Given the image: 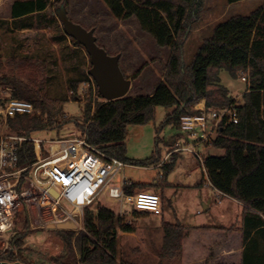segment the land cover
I'll use <instances>...</instances> for the list:
<instances>
[{
	"label": "trees",
	"instance_id": "trees-1",
	"mask_svg": "<svg viewBox=\"0 0 264 264\" xmlns=\"http://www.w3.org/2000/svg\"><path fill=\"white\" fill-rule=\"evenodd\" d=\"M102 1L116 19L135 17L139 28L158 46L169 48L170 56L162 68V81L151 95L105 101L94 111L91 103H85L79 125L81 134L90 146L109 157L125 164L147 166L159 162L160 157L142 162L127 159V128L152 121L157 107L171 110L161 127L171 125L179 132L180 117L198 114L195 105L200 101L205 102L207 109L234 111L237 123L228 122L226 118L221 120L209 144L223 154H204L203 165L212 187L245 206L243 227L240 230L222 226L186 227L163 221V243L157 256L177 258L179 264H264V4L248 15H234L216 23L211 35L203 39L186 64L184 46L192 26L204 13L205 0ZM226 1L233 4L243 0ZM52 3L66 7V0H14L11 18L42 12ZM222 70L235 79L246 75L242 103L238 104L221 84ZM48 80L44 60L0 59V84L11 87L15 97L32 103L35 110L31 115L10 120L9 131L29 136L71 122L63 113L67 96L48 95ZM84 81L68 82L67 91L72 92L73 99ZM177 136L179 134L168 142L171 150ZM34 159L32 145L25 144L20 153V165ZM177 159V153L171 154V159L162 166V178L173 172ZM149 187L159 188L160 185ZM143 189L148 188L133 184L125 191L131 194ZM83 213V229L50 231L61 240L62 251L50 255L46 263H37L26 256L27 249L21 248L24 242L20 237L11 241L17 251L5 252L0 262L136 264L120 257L118 235L119 231H135L133 224H124L115 212L101 205L86 208Z\"/></svg>",
	"mask_w": 264,
	"mask_h": 264
},
{
	"label": "rangeland",
	"instance_id": "rangeland-1",
	"mask_svg": "<svg viewBox=\"0 0 264 264\" xmlns=\"http://www.w3.org/2000/svg\"><path fill=\"white\" fill-rule=\"evenodd\" d=\"M10 0H0V59L15 57L17 59L35 58L46 62L48 84L47 94L54 97L67 96L68 102L63 107L65 118L71 119L70 123L62 126H55L32 133L30 136L41 140H56L68 137L71 134L79 135L84 104L89 102L92 111L96 106L105 102L93 85L82 86V83L89 82L87 71L90 68L89 57L81 46H75L72 39L68 38L58 21L55 11L60 4L52 3L43 13L36 14L21 20L11 21L8 18V4ZM259 0H245L233 4H228L226 0H205L204 9L207 10L198 23L192 26L189 39L184 46V60L188 64L192 60L197 48L203 39L209 37L213 27L217 22L227 19L233 15H248L255 10ZM66 9L70 19L80 24L86 29H95L97 43L110 55L122 54L119 62L120 68L128 69L132 74L128 79H136L134 88L130 89L126 97L134 94L147 95L156 84L158 78L163 75L164 62L159 65L155 62L157 58L164 57L166 50L158 46L155 41L146 33H142L135 17L126 20L116 19L102 0H66ZM199 31H195L197 28ZM27 29V30H22ZM103 37L101 38V36ZM146 35V36H145ZM104 39V40H102ZM152 43V44H151ZM164 52V53H162ZM155 58V59H152ZM124 73V72H123ZM134 77V79H133ZM221 84L226 87L230 95L236 99L244 93L247 85L242 82L241 77L233 78L227 71L220 72ZM83 79L78 90L83 88L82 94L76 93L73 99L72 92L67 91L70 80ZM137 86V88H136ZM171 112L170 109L157 107L154 119L144 125H132L127 128L125 141L126 157L130 161L142 162L151 159L163 161L169 150L168 142L173 136L180 132L173 126L161 127L165 116ZM207 149V148H206ZM207 154V150L205 151ZM222 154V151H217ZM158 161L147 166L127 164L124 177L133 184L153 185L155 180L173 183L177 174L171 172L167 177L162 178L157 168ZM185 177V176H184ZM145 190V189H143ZM146 191H153L159 194L158 188H149ZM174 191V190H173ZM199 191V190H197ZM202 194L209 197L208 202L211 212L215 211V193L210 187H203ZM161 194V193H160ZM161 194L163 198V216L165 221H174L173 217V192L170 188ZM195 191L184 192L178 198L176 212L178 218H187L189 223L195 224L206 222L208 214L202 211V202ZM94 208L96 206H93ZM71 212V208H66ZM59 211H56L58 215ZM187 214V216H186ZM82 216H74L73 221L54 223V215L51 208L42 205V208L34 203L28 209L19 211L14 226V231L6 235L10 242L15 238H22L24 244L21 248H26V256L31 257L37 263L48 261L50 255H55L62 251V242L57 235L50 232L58 230L51 228L58 224L71 223L73 228L61 230H81ZM161 217L152 218L150 216L135 217V236L124 237L119 235L120 257L125 261L136 264H176L178 259H160L157 254L160 246L157 244L155 226L161 223ZM205 219V221H203ZM17 234V235H16ZM148 246L149 254L144 248ZM146 250V251H145ZM17 247H14V251Z\"/></svg>",
	"mask_w": 264,
	"mask_h": 264
},
{
	"label": "built area",
	"instance_id": "built-area-1",
	"mask_svg": "<svg viewBox=\"0 0 264 264\" xmlns=\"http://www.w3.org/2000/svg\"><path fill=\"white\" fill-rule=\"evenodd\" d=\"M241 79L247 82L246 75L242 74ZM89 80L82 86L96 87L90 76ZM82 90L77 93L82 94ZM200 102L195 105L198 114L180 117V130L186 140L175 145L169 156L187 154L206 174L203 156L212 134L221 120L226 118L228 122L237 123V117L229 108L207 109L205 105L200 106ZM34 112L32 103L15 97L11 87L0 84V256L14 251L6 235L14 231L19 211L34 203L39 208L49 206L54 223H76L74 216L81 217L86 208L103 200L128 204L138 212L162 213L159 194L146 190L126 193L125 189L133 185L122 175L126 164L90 146L81 133L41 140L8 130L10 120ZM25 144L32 145L35 159L20 165V153ZM167 160L159 162V166ZM117 178L119 184L115 183ZM56 211L60 213L57 215Z\"/></svg>",
	"mask_w": 264,
	"mask_h": 264
},
{
	"label": "crops",
	"instance_id": "crops-1",
	"mask_svg": "<svg viewBox=\"0 0 264 264\" xmlns=\"http://www.w3.org/2000/svg\"><path fill=\"white\" fill-rule=\"evenodd\" d=\"M13 1L14 0H10V2L8 4V15H9L8 19L11 20V21L21 20V19L33 16V15H36V14L43 13V12H45L47 10V8H46L42 12H36V13L28 14V15H25V16H22V17H19V18H11V6H12ZM243 1H245V0H243ZM259 1H260L259 2L260 4L258 5V7L260 5H262V4H264V0H259ZM239 2H241V1H239ZM206 11L207 10H204V13ZM204 13L201 15V17L204 15ZM200 29L201 28L198 27L195 31H199ZM22 30H27V29H22ZM95 32H98V31L96 30ZM141 32L143 34L145 33L142 30H141ZM96 34H97L96 36L100 38V35H98V33H96ZM102 37H103V35L101 36V38ZM102 40H104V39H102ZM75 46H77V45H75ZM161 48L166 50V52H167L166 55L164 57L162 56V57L157 58V59L152 58V59H155L156 60L155 62H158L159 65H161V63H163V62L166 63L168 61V59H169V56H170L169 48H167V47H161ZM162 53H164V52H162ZM120 55H121V57H120V61H121L123 55L122 54H120ZM122 71L124 72V74L126 76H129V75L132 74L128 69L127 70L126 69L125 70L122 69ZM133 79H134V77H133ZM135 81H136V79L133 80V83L131 81L130 89L134 88ZM161 81H162V76L160 78H158V80L156 81L155 85H152V88L150 89V92L147 95H151L155 91L156 87L159 85V83ZM246 85H247V83H246ZM136 88H137V86H136ZM245 91H246V89H245ZM245 91H244V93H245ZM244 93H242L241 96L236 97L235 100H236V102L238 104L242 103V96H243ZM137 96H141V95L134 94L131 97H137ZM203 105H205V102L201 101L200 102V106H203ZM215 136H216V132H214L212 134V139L215 138ZM185 140H186L185 139V134L180 132L179 136H177L175 138L173 146H175L177 144H182ZM170 150L171 149L169 147V150H168V152H167V154L165 155V158H164V159H168L166 162H168L171 159V156H169ZM206 150H207V153H210V154H217V151H222V150L213 149V148H211L210 145L207 146ZM222 154H223V151H222ZM218 155H221V154H218ZM126 165H125V167L123 169V172H122L123 176H124V171H125ZM162 166H159V163L157 164V168L160 169V170H162ZM173 172L174 173L177 172V174L175 176L174 182L171 183V184L167 183L166 181H159V180H155L154 181V184L158 183L160 185L158 190L164 196H165L164 190L166 188H170L171 192H173L174 197L171 200L173 202V204H174L173 208H172L173 209V217H174V221L173 222L164 220V216H163V198H162L160 193H159V195L161 197V206H162V213L160 215H154V214H151V213L138 212L132 206H130L128 204H125V203H121V204H119V203H116V204L107 203V202H105V200H103V202H101V201L100 202H96L94 205H92L89 208L94 209L93 206H97V205L105 206V207L111 209L113 212H115L120 218H122L123 219V223L126 224V225H132L135 217H138V216H150L152 218L161 217L162 218L161 221H160L161 223L163 221H165V222L172 223V224H174V223L181 224V225L186 226V227H218V226H222V227H226V228L234 227V228L239 229V230L243 227V215H244L245 206L242 203H240L239 201H237V200H235V199H233L231 197H228V196H225V195L221 194L214 187H212V185H210V183L208 181L207 175L202 171L200 165L194 159H192L187 154H178V159H177L176 164L174 166ZM160 174H162V172H160ZM161 177H162V175H161ZM115 183L119 184V178H117L115 180ZM142 185H146V187L148 189L149 188L153 189V187H149L150 186L149 184H142ZM207 186L210 187L213 190V192L215 193V200H214L215 211L211 212V213H210L211 207L208 204L210 199H209L208 196H206L205 194H202V192H201V190H203V187H207ZM197 190H199V191H197ZM188 191L189 192L195 191L196 193H198L197 195L199 196V198H200V200L202 202V211L204 213L208 214V216L206 217V222L205 223H200V221H199V222H197L195 224L194 223L191 224V223H189L187 218H184V219L178 218V212H176V207L177 206H176L175 203L178 201V198L181 197L182 193L188 192ZM186 216H187V214H186ZM203 221H205V219H203ZM161 223L159 224V226L157 225L153 229V231H155V233H156L157 244L160 247L162 246L163 236H164V232H163V229L161 227ZM119 233H120V236L124 237V239L126 237H129L127 239H131L132 235L135 236V231H133V232L119 231ZM144 248L147 250V252L149 254H152L148 250L149 249L148 246H146ZM240 252H241V249H240ZM176 264H179V261L176 262Z\"/></svg>",
	"mask_w": 264,
	"mask_h": 264
},
{
	"label": "water",
	"instance_id": "water-1",
	"mask_svg": "<svg viewBox=\"0 0 264 264\" xmlns=\"http://www.w3.org/2000/svg\"><path fill=\"white\" fill-rule=\"evenodd\" d=\"M66 36L73 40L74 44L81 46L89 57L90 68L87 74L94 81L97 92L107 102L125 98L131 87V79L125 78L119 62L120 54L110 55L97 43L95 29H86L73 22L64 4L55 11ZM70 222V221H69ZM58 230L73 228L71 223L51 226ZM0 264H20L0 262Z\"/></svg>",
	"mask_w": 264,
	"mask_h": 264
}]
</instances>
